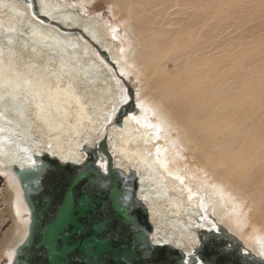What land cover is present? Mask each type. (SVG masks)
<instances>
[{"label": "bare ground", "instance_id": "1", "mask_svg": "<svg viewBox=\"0 0 264 264\" xmlns=\"http://www.w3.org/2000/svg\"><path fill=\"white\" fill-rule=\"evenodd\" d=\"M81 1L0 0V263L29 233L14 167L80 165L104 141L138 179L153 242L187 254L225 228L264 260V0H111L116 23Z\"/></svg>", "mask_w": 264, "mask_h": 264}, {"label": "water", "instance_id": "2", "mask_svg": "<svg viewBox=\"0 0 264 264\" xmlns=\"http://www.w3.org/2000/svg\"><path fill=\"white\" fill-rule=\"evenodd\" d=\"M133 104L121 108L118 124L129 114ZM105 144L104 141L101 152L87 148V160L80 165L61 163L45 156L30 169L14 167L30 212V224L28 237L17 249L12 264H74L81 259L77 250L86 251L91 240L97 239L91 231L95 221L103 217L109 223L115 221L119 229L127 223L128 214L139 222V228L132 229L136 235L131 240L129 232L124 230L122 245L126 247L131 242L134 250H137V244L141 246L140 251L148 246L158 249L152 241L154 229L148 211L138 197L136 175L132 172L128 176L116 169ZM98 155L101 160L107 159V173L99 166ZM199 235L200 245L194 250L197 259L203 251L204 241L215 237V244L204 253L210 264H237V261L240 264H264V260L244 254L243 244L225 228L218 233L200 230ZM221 249L231 253V257L217 255ZM164 251L175 264H191V259L182 250L164 246Z\"/></svg>", "mask_w": 264, "mask_h": 264}, {"label": "snow or ice", "instance_id": "3", "mask_svg": "<svg viewBox=\"0 0 264 264\" xmlns=\"http://www.w3.org/2000/svg\"><path fill=\"white\" fill-rule=\"evenodd\" d=\"M9 31H11V29H9ZM9 43H11V41H9ZM121 51H123V49H121ZM25 83L30 89L32 88V81H25ZM11 84L12 81L9 80L8 85ZM32 95L33 98L42 96L39 89L33 92ZM2 99H4V97L0 96V100ZM51 99L52 97L49 95V100ZM123 99L127 100V97L125 96ZM37 107L42 108L43 103L38 104ZM140 107L142 111L145 110L142 104ZM0 115L3 114L0 113ZM132 119L137 120V123L140 122L135 116H133ZM145 123L147 124V121H145ZM150 126L159 127L158 125ZM157 151H159V149ZM101 167L107 171L105 164L102 163ZM125 212L127 213V209H125ZM17 214H19V211H17ZM126 219L127 223L123 224L119 229H117L115 221L109 223L103 217L100 220L95 221L91 225V231L97 239L91 240L90 247L86 251L82 249L77 250L81 259L79 261H75L74 264H175L174 261H170L168 259V256L164 251V246L168 243L167 241H154V243L158 245L157 250L148 246L146 250L140 251L138 250L141 247L139 244L135 246L137 250H134V246L131 242L126 247L123 246L121 243L122 232L127 230L131 240V237L136 235V233L132 232V229L139 228V222L133 219L131 214H128ZM85 230H87V228H85ZM139 234L142 235V233ZM197 243H199V241ZM214 244L215 237H209L206 241H204L203 251L200 253L199 259H197V253L190 250L187 253V256L191 259V264H210L209 259L205 257L204 253L207 252V250ZM260 254L264 256V245H262V251ZM9 255L11 256L12 253H9ZM217 255L228 256L229 258L231 257V253H224L222 249L217 253ZM146 256L148 257L147 259L144 258ZM134 257H139V259H135ZM181 259H183V257H181ZM237 264H240V262L237 261Z\"/></svg>", "mask_w": 264, "mask_h": 264}, {"label": "rangeland", "instance_id": "4", "mask_svg": "<svg viewBox=\"0 0 264 264\" xmlns=\"http://www.w3.org/2000/svg\"><path fill=\"white\" fill-rule=\"evenodd\" d=\"M34 1V0H33ZM72 2L74 1L77 5L76 6H78V5H81L82 4V2L83 1H81V0H71ZM80 2H81V4H80ZM32 6H33V4L32 3H30ZM109 9H110V11H109ZM114 5H112V2H111V0H91V3L90 4H88V9H87V12L89 13V15H90V17H98V16H100V17H103V18H105L106 19V17H108L109 19H110V21H111V23H116V21L117 20H115L113 17H112V10L114 11ZM93 15V16H92ZM97 15V16H96ZM102 15V16H101ZM119 24V23H118ZM120 25V24H119ZM120 27L122 28V30L124 31V26L123 25H120ZM101 53V52H100ZM134 78V77H133ZM129 88L128 89H130V91L132 92V95L134 96V94L136 93V92H138L139 90H140V84H139V80L137 79H131V80H129ZM135 104V103H134ZM135 106V105H134ZM1 181L3 182V180L1 179ZM2 182H0V187L2 186ZM0 203H2V200H1V202ZM0 207H1V209H0V211L1 210H3V211H1L0 212V214L1 213H3L4 212V210L6 211V212H4V215H2V219H0V222L3 220V219H5V217L4 216H6V222H5V220H3V222H1L0 223V231L2 232V229H3V232L5 233L6 231L5 230H7V232L9 233V231H10V229H11V226H12V219L10 218V217H8L9 216V208L7 207V205L5 204H0ZM4 208V209H3ZM6 208V209H5ZM7 215H6V214ZM0 218H1V215H0ZM7 218H8V221H7ZM3 223V224H2ZM3 225V227H2V225ZM7 224V225H6ZM9 230V231H8ZM0 232V238H1V235L3 234V232L1 233ZM8 260H7V256L5 255L4 256V259L1 261V263L0 264H8V262H7Z\"/></svg>", "mask_w": 264, "mask_h": 264}, {"label": "flooded vegetation", "instance_id": "5", "mask_svg": "<svg viewBox=\"0 0 264 264\" xmlns=\"http://www.w3.org/2000/svg\"><path fill=\"white\" fill-rule=\"evenodd\" d=\"M245 254V253H244ZM248 254V253H247Z\"/></svg>", "mask_w": 264, "mask_h": 264}]
</instances>
